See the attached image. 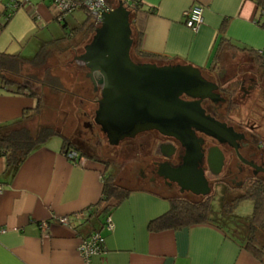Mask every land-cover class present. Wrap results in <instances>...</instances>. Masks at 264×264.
<instances>
[{
  "label": "crops",
  "instance_id": "0c3cea01",
  "mask_svg": "<svg viewBox=\"0 0 264 264\" xmlns=\"http://www.w3.org/2000/svg\"><path fill=\"white\" fill-rule=\"evenodd\" d=\"M16 1L24 4L9 17ZM120 1L107 3L114 8ZM197 4L204 7V21L193 32L185 13ZM77 11L82 10L66 16L67 26L70 18L71 27L84 22ZM58 15L51 0H0V53L32 58L44 42L61 38L49 29ZM131 22L145 52L206 70L257 66L255 52L264 49V16L253 0H141ZM221 38L228 40L224 46ZM35 106L34 97L0 86V126L21 120ZM39 115L26 124L39 126ZM108 173L88 155L68 158L60 136L35 149L16 170L0 155V264H264L218 222L150 230L170 201L149 189H134L111 212V228L106 218L92 225L88 218ZM65 216L68 224L58 219ZM95 227L105 238V251L87 260L80 246Z\"/></svg>",
  "mask_w": 264,
  "mask_h": 264
},
{
  "label": "water",
  "instance_id": "95a60500",
  "mask_svg": "<svg viewBox=\"0 0 264 264\" xmlns=\"http://www.w3.org/2000/svg\"><path fill=\"white\" fill-rule=\"evenodd\" d=\"M132 9L121 0L101 13L100 25L75 61L85 66L94 90L101 91L94 121L111 145L156 129L179 139L187 149L184 163L170 168L182 191L208 195L211 186L199 168L203 155L193 127L219 140L231 129L206 115L200 99L217 101V85L190 63L136 62ZM197 98L185 102L181 95ZM172 178V175H167Z\"/></svg>",
  "mask_w": 264,
  "mask_h": 264
},
{
  "label": "flooded vegetation",
  "instance_id": "af4514ba",
  "mask_svg": "<svg viewBox=\"0 0 264 264\" xmlns=\"http://www.w3.org/2000/svg\"><path fill=\"white\" fill-rule=\"evenodd\" d=\"M134 61L140 62L137 59ZM202 73L217 85L215 92L218 99H200L201 107L206 115L231 129L222 137L223 140H219L193 127L203 153L199 168L204 170L211 186L210 194L182 191L176 175L169 171L170 168H179L187 155L186 147L173 136L164 135L156 129L143 131L121 141L122 152L130 163L139 165V188L168 197H186L185 194H189L208 198L213 197L212 192L219 191L224 199L227 196L232 198V203L247 192L255 191L258 185H264V66L218 67L202 69ZM95 92L101 97L100 90ZM181 99L185 102L198 100L187 94L181 95ZM89 138L76 143L85 155L104 163L110 170L114 160L109 161L97 154L98 150H93ZM96 144L101 146L102 142L97 140ZM108 144L113 149L119 146ZM167 175H172V178Z\"/></svg>",
  "mask_w": 264,
  "mask_h": 264
},
{
  "label": "trees",
  "instance_id": "16d2710c",
  "mask_svg": "<svg viewBox=\"0 0 264 264\" xmlns=\"http://www.w3.org/2000/svg\"><path fill=\"white\" fill-rule=\"evenodd\" d=\"M132 1L135 6L134 9H139L141 6V0ZM253 1L258 5L261 17L264 16V0ZM16 3L19 7L24 4V2L18 1H16ZM16 10L17 8L14 9L11 7V12H9L8 16L10 17ZM59 23L63 25V28L68 27L66 24V18L63 21H59ZM99 25L100 22L97 18L86 14L84 22L72 27L67 38L64 36L55 41L44 42L39 51L32 58H25L22 55L0 53V86L11 88L15 92L36 99V106L32 109L25 110L21 120L0 126V155L5 157L8 168H13L14 170L18 169L35 149L54 136H60L63 139L65 151L75 150L81 155L84 154L77 143L67 137L58 127L51 124H40L37 127L31 128L26 124V121L43 110L45 107L47 90L53 93L64 94L67 92L74 95V92L70 91L64 83L59 72H56L47 64V59L52 55V52L54 51L52 49H54L55 45L63 42V40H68L80 34H83V37L88 34H92L93 36L95 29ZM91 38L86 41V44ZM133 39V59L142 62H155L158 64L176 63V61L165 56L145 52L140 46L141 35L138 33L136 35L134 30ZM227 41V39L221 38V46L227 44ZM255 53L257 54L258 64L264 66L262 56L259 55L258 50ZM78 66L82 70L88 71L85 66ZM75 96H79L82 100L80 94H75ZM98 98H100V94L95 92V99L89 97L84 99L97 103L96 99ZM133 190L134 189H125L122 186L116 185L111 174H106L104 177L103 196L95 205L88 221H92V225H99L103 223L106 218L107 222L111 212L118 207ZM244 199H252L254 201L253 214L241 220H236V217L232 229H229V227H226L224 224L218 222L217 219L213 218V204L211 197L199 200H192L186 197H169V211L153 219L149 223V229L152 231H162L166 229H179L199 223L218 222L221 227H226V232L239 241L244 248L264 261V244L258 242L256 235V232L264 226V185H258L255 191L252 190L247 192L242 197L232 201L229 206L226 205L225 214L229 218L233 217V209ZM246 226V231H242V228ZM94 229L95 232L99 231V227H95ZM88 237H85L84 239Z\"/></svg>",
  "mask_w": 264,
  "mask_h": 264
},
{
  "label": "rangeland",
  "instance_id": "374dc122",
  "mask_svg": "<svg viewBox=\"0 0 264 264\" xmlns=\"http://www.w3.org/2000/svg\"><path fill=\"white\" fill-rule=\"evenodd\" d=\"M78 10L82 11H77L76 15L79 21L83 22L86 18V13L83 9ZM72 24L73 20L70 18V24L67 28H63L59 22H56L52 24L49 29L51 34L55 33V37L59 35L58 38H63L64 36L67 38L72 29L70 26ZM91 37L92 34H88L84 37L83 34L76 35L68 40H63V42L58 43V45H55L54 49H52L54 51L47 59V64L56 72H59L64 83L70 91L74 92V95L67 92L64 94L53 93L47 90L45 107L38 113L40 115L37 118H40L39 121L42 122L41 124H51L58 127L67 137L75 142L79 140L84 141L86 138L91 137V139H89L92 143L93 150L97 149V154H101L109 161L114 160L113 162L115 163H111L108 174H111L115 184L125 189H136L140 186V182L137 179L139 165L130 163L127 156L122 152V143H120L116 149L109 146L106 136L94 122L97 104L84 99L87 97L95 99V90H93V84L90 82V79L88 77L86 78L87 71L79 68V64L75 61V57L83 53L86 41ZM75 94H80L82 100L79 96L76 97ZM30 125L31 128H34L36 122ZM97 140L102 142L101 146L96 144ZM212 193V216L217 219L218 222L229 227V229L234 227L236 217V220H241L253 214L254 201L252 199H244L233 209V217L229 218L225 214V209L226 205H230L232 198H228L227 196V198L224 199V196L219 191H214ZM185 196L192 200L203 199L202 196L194 197V195L189 194H185ZM242 229V231H246L247 226ZM256 235L258 242L264 244V226L256 232Z\"/></svg>",
  "mask_w": 264,
  "mask_h": 264
},
{
  "label": "built area",
  "instance_id": "2783aa9c",
  "mask_svg": "<svg viewBox=\"0 0 264 264\" xmlns=\"http://www.w3.org/2000/svg\"><path fill=\"white\" fill-rule=\"evenodd\" d=\"M127 6L131 9L135 8L132 0H123ZM59 11L58 20H65L68 14L73 13L75 10L83 9L87 15L93 16L101 22V13L104 10H109L111 7L107 3V0H51ZM21 7V6H20ZM12 8H19L16 2H13ZM186 25L193 31L197 32L204 21V7L202 5H194L185 13ZM259 55L262 56L264 62V49L258 51ZM65 154L71 160H78L79 153L75 150H66ZM3 190V186L0 184V193ZM79 216H82L83 213H79ZM62 223H69L68 217H59L58 218ZM106 225L111 228V218L109 217ZM81 252L85 258L90 260V257L93 254H102L105 251V238L100 232H94L91 236L86 239H83L81 246Z\"/></svg>",
  "mask_w": 264,
  "mask_h": 264
}]
</instances>
